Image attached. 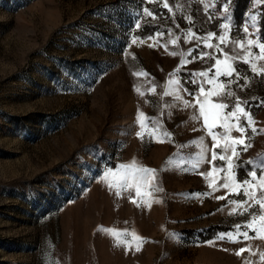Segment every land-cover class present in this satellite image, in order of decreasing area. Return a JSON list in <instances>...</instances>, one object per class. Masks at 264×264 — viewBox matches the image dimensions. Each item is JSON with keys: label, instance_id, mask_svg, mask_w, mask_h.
Segmentation results:
<instances>
[{"label": "rangeland", "instance_id": "374dc122", "mask_svg": "<svg viewBox=\"0 0 264 264\" xmlns=\"http://www.w3.org/2000/svg\"><path fill=\"white\" fill-rule=\"evenodd\" d=\"M235 2L0 0V264H264V0Z\"/></svg>", "mask_w": 264, "mask_h": 264}, {"label": "snow or ice", "instance_id": "6c2138e0", "mask_svg": "<svg viewBox=\"0 0 264 264\" xmlns=\"http://www.w3.org/2000/svg\"><path fill=\"white\" fill-rule=\"evenodd\" d=\"M229 6H230V5L227 4V3L224 5V11H225V13L228 12ZM164 7H167V4H165ZM144 11H145V13H146L148 16H152V12H149L147 9H145ZM136 27L139 28L140 25L137 24ZM223 27H224L225 29H227L229 26H228L227 24H225V25H223ZM245 31H247V29H245ZM211 35H212V33H209V37H211ZM203 39L207 40L208 37H205V38H203ZM224 39H225L224 36H222V35L219 36V40H220L221 42H223ZM249 43L251 44V43H253V41H249ZM207 46L210 47V48L213 47L212 44H208ZM259 48H260V50H261V53L264 54V43H260ZM204 56H209V57H210V54H209V53H200V57H201V58H203ZM196 58H197V57H195V56L193 57V59H196ZM261 58H264V55H262ZM216 63L219 64L220 61L217 60ZM177 71H179V70H177ZM219 74H220V70L217 69V70H216V73H215L214 75H219ZM199 75H201V76H206L207 73H200ZM223 75H225V76H231V75H232V71L230 70V71L224 72ZM208 82L210 83L211 81L209 80ZM193 83H196V82L193 81ZM200 92H201V93H204V88H203L202 85H201V87H200ZM190 94H191V93H190ZM212 94H213V93H211V92L207 93V95H212ZM227 95L231 96V95H233V93H228ZM185 103H187V101H186ZM245 103H247V102H245ZM225 107H227V105H225L224 103L210 104V105H209V111H208V112H205V109H204L203 105H201L200 113H201V115H203L205 121H208V120L210 119V117H211L212 121L214 122L216 119H219V118H220L219 112H218V111H215V110H217V109H223V108H225ZM235 108H236L237 111H241V112L244 111V109L241 108V105H240L239 101H237V103L235 104ZM246 114H247V113H245V115H246ZM141 115H143V114L141 113ZM228 115H229V116H236V112H235V111L230 112ZM212 126H213L212 124H209V125H208L209 128H211ZM227 127L230 129L232 126H227ZM239 131L242 132V133H244V132L246 131V126L241 125L240 128H239ZM253 131H255V129H253ZM138 135H140V133H138ZM213 139L215 140V135H213ZM233 143H235V144H243L244 141H243V139H237V140L233 141ZM233 154L236 155L235 150H233ZM216 159H217V154L214 152V153L212 154V160H216ZM219 159H220V160H224L225 157L221 155V156L219 157ZM248 163L251 164V163H253V162H252V161H249ZM121 167L123 168V167H126V166H125V165H121ZM228 167H229V169H231V168L233 167V165H232L231 163H229ZM139 171H141V172H143V173H152L154 170H152V169H148V168H142V169H140ZM249 172H250V175H251L252 177H256V175H257V172L254 171V170H248V171H246V172H245V175H244V182H245V183L248 182V174H249ZM209 175H210V173H209ZM140 179H141L143 182L147 183V181L144 180L143 177H141ZM262 182H264V181H262ZM126 183H127V181H126ZM222 186H223V187H229L228 184H224V185H222ZM235 186H236V187H239V185H235ZM159 191H163V189L160 188ZM137 194L139 195V187H137ZM244 194H245V195H250V194L247 193V192H245ZM218 199H223V197H218ZM260 203H261V208L264 209V201H261ZM260 219H261V220H264V216H261ZM239 227H240V226L238 225V226H237V229H238V230H239ZM247 227H248V228H251V227H252V224L249 223V224L247 225ZM261 229L264 230V224L261 225ZM243 236L247 238V237H248V232H247V231L243 232ZM229 238H230V237H229ZM221 239H223V237H221ZM141 242H142V241H141ZM138 250H139V249H138ZM244 251H245V249L241 248V249H240V252H238L237 255H239L241 252H244ZM261 259H264V255L261 256Z\"/></svg>", "mask_w": 264, "mask_h": 264}, {"label": "trees", "instance_id": "16d2710c", "mask_svg": "<svg viewBox=\"0 0 264 264\" xmlns=\"http://www.w3.org/2000/svg\"><path fill=\"white\" fill-rule=\"evenodd\" d=\"M241 3H242V0H236L235 2V5H234V8H233V11L235 12V21L238 20V16H239V13L241 11ZM232 23L234 24V20H232ZM235 25V24H234Z\"/></svg>", "mask_w": 264, "mask_h": 264}]
</instances>
